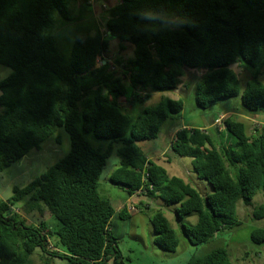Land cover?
I'll use <instances>...</instances> for the list:
<instances>
[{
	"label": "trees",
	"instance_id": "1",
	"mask_svg": "<svg viewBox=\"0 0 264 264\" xmlns=\"http://www.w3.org/2000/svg\"><path fill=\"white\" fill-rule=\"evenodd\" d=\"M74 1L0 0V66L12 70L0 81V172L40 150L60 128L71 141L65 158L27 186L15 187L8 201L0 200V264H30L37 250L66 264H126L112 231L115 210L99 192L116 148L120 163L112 184L131 197L138 193L168 207L179 205L177 218L192 245L240 227L238 206L264 196V126L250 133L244 121L225 118L224 134L234 138L229 146H219L223 140L218 143L206 126L177 130L171 151L192 160L195 175L213 189L205 196L184 178L171 176L140 146L157 139L164 124L182 114L185 100L163 96L135 116L120 99L146 104L157 93L179 90L182 78L196 71L193 96L202 109L228 104L224 114L264 112L259 79L264 0H119L105 7L106 32L82 30L67 59L52 29L57 13L72 20ZM111 38L121 50L134 48L133 60L116 59L119 70L105 59ZM235 65L247 72L245 80ZM88 135L108 147L93 145ZM44 208L59 221L57 230L45 222L28 225L20 213ZM127 212L124 208L118 215L126 219ZM254 218L264 219V204ZM153 226L159 246L177 251L180 239L161 211ZM251 241L263 246L264 228L254 230ZM188 264L233 263L220 247Z\"/></svg>",
	"mask_w": 264,
	"mask_h": 264
},
{
	"label": "rangeland",
	"instance_id": "2",
	"mask_svg": "<svg viewBox=\"0 0 264 264\" xmlns=\"http://www.w3.org/2000/svg\"><path fill=\"white\" fill-rule=\"evenodd\" d=\"M118 2L119 0H75L72 5L73 14H70L71 21L63 20L57 13L52 35L58 44L60 53L67 59L72 58L74 44L82 30H91L93 33L100 30L104 34L106 32V8L110 9L116 6ZM76 16H81L80 22L75 21ZM126 46L125 50H121L120 42L115 38L110 39V52L105 55V59L114 64L116 70H119L116 63V59L119 57H121L124 64L129 59H134V48L131 45ZM101 60L102 58H99V65H101ZM233 68L245 80L244 77H246L247 72L241 70L237 65ZM248 70L250 71V69ZM11 72V69L0 66V81L9 76ZM199 76L200 73L196 71L188 72L182 78L179 90L167 92L164 95L157 93L146 104L130 103L123 98L120 101L128 111L135 109L132 114L138 116L141 114V110L146 106H154L163 96L185 100L182 114L175 117L174 121H167L157 139L142 142L140 146L151 159L163 165L171 176L184 178L205 196H209L213 194V189L206 180L199 179L195 175L192 160L176 156L171 151V143L176 137L177 130L185 125L206 126L210 128L211 134L218 143H221V140H223V144H219V146H229L234 142V138L229 137L228 133L224 134L225 130L222 123L225 118L233 117L234 119L244 121L250 133H252L255 128L264 126V112L261 111L255 114L254 117H248L246 114L240 113L236 115L233 110L224 114L228 110L226 108L229 106L228 104H222L207 110L202 109L197 105L193 96L195 84ZM259 79L264 84V69ZM2 110L0 109V111ZM217 117H220L219 121L214 123L213 120ZM57 138L60 139V142H57ZM87 139L95 146L105 145L108 147L109 145L105 142L94 141L90 135L87 136ZM116 149L112 152L101 175L99 192L111 202L115 210L112 231L119 239V249L126 264H188L194 256L209 254L214 249L220 247L228 250L233 264H262L264 262V245H256L251 241L252 232L258 228H264V219L257 220L254 218V211L264 204V196L261 193L254 198L250 206L243 204L238 206L237 214L239 219L242 220L240 227L218 233L208 244L192 245L183 233V222L178 221L177 218L176 210L179 208V205L176 204L168 207L162 200L152 199L144 195L131 197L126 189L112 184L111 178L120 163ZM70 151V137L63 128H60L40 150L32 151L20 163H15L3 172H0V200L8 201L13 196L15 187L27 186L46 172L47 169L65 158ZM26 201L24 200L19 203L17 208H22ZM124 208L128 210L127 214L129 218L122 219L118 215ZM134 208L138 211H134ZM159 211L168 218L171 227L176 231L180 239V246L175 252L166 251L158 244L160 237L155 234L153 222L155 215ZM16 212L19 213L18 209H16ZM20 213L25 217L28 225H39L41 222H45L53 231L57 230L60 226L59 221L53 218L46 208L42 212L25 213L20 210ZM190 220L192 223H195L196 217H191ZM51 244L55 245L54 239L51 240ZM51 249L55 250L54 247H51ZM30 264H66V262L59 258L49 257L42 253L41 250H37L31 257Z\"/></svg>",
	"mask_w": 264,
	"mask_h": 264
},
{
	"label": "crops",
	"instance_id": "3",
	"mask_svg": "<svg viewBox=\"0 0 264 264\" xmlns=\"http://www.w3.org/2000/svg\"><path fill=\"white\" fill-rule=\"evenodd\" d=\"M248 119H251V118H248ZM136 195H139L138 193L137 194H135L134 196H136ZM128 211V210H127ZM132 211H133V209H132ZM134 211H138L136 208H134Z\"/></svg>",
	"mask_w": 264,
	"mask_h": 264
},
{
	"label": "clouds",
	"instance_id": "4",
	"mask_svg": "<svg viewBox=\"0 0 264 264\" xmlns=\"http://www.w3.org/2000/svg\"><path fill=\"white\" fill-rule=\"evenodd\" d=\"M105 63V62H104Z\"/></svg>",
	"mask_w": 264,
	"mask_h": 264
}]
</instances>
